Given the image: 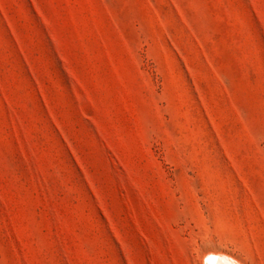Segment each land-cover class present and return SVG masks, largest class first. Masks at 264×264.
<instances>
[{
	"label": "rangeland",
	"instance_id": "rangeland-1",
	"mask_svg": "<svg viewBox=\"0 0 264 264\" xmlns=\"http://www.w3.org/2000/svg\"><path fill=\"white\" fill-rule=\"evenodd\" d=\"M220 263L264 264V0H0V264Z\"/></svg>",
	"mask_w": 264,
	"mask_h": 264
},
{
	"label": "bare ground",
	"instance_id": "bare-ground-1",
	"mask_svg": "<svg viewBox=\"0 0 264 264\" xmlns=\"http://www.w3.org/2000/svg\"><path fill=\"white\" fill-rule=\"evenodd\" d=\"M228 261V260H227ZM230 263V262H229ZM221 264V263H220ZM224 264V263H223Z\"/></svg>",
	"mask_w": 264,
	"mask_h": 264
}]
</instances>
